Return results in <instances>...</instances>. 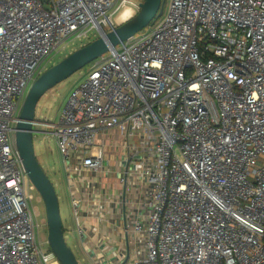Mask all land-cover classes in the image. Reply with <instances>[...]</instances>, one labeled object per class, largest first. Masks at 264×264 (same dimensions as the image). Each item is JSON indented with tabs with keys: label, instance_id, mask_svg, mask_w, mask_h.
I'll list each match as a JSON object with an SVG mask.
<instances>
[{
	"label": "built area",
	"instance_id": "1",
	"mask_svg": "<svg viewBox=\"0 0 264 264\" xmlns=\"http://www.w3.org/2000/svg\"><path fill=\"white\" fill-rule=\"evenodd\" d=\"M142 2L0 0V264H57L14 144L29 86L67 41ZM150 26L86 66L57 125L42 124L74 230L84 241L114 215L98 238L113 252L93 264H264V0H169Z\"/></svg>",
	"mask_w": 264,
	"mask_h": 264
},
{
	"label": "water",
	"instance_id": "2",
	"mask_svg": "<svg viewBox=\"0 0 264 264\" xmlns=\"http://www.w3.org/2000/svg\"><path fill=\"white\" fill-rule=\"evenodd\" d=\"M166 0H143L138 11L129 20L118 24L108 33L100 31L97 39L68 54L55 65L38 75L29 87L13 128L15 149L27 179L40 197L47 229L46 243L58 264H78L64 240L58 197L54 186L41 169L34 153L33 135L40 134L36 127L35 109L40 99L55 86L77 73L91 62L132 38L152 25L163 15Z\"/></svg>",
	"mask_w": 264,
	"mask_h": 264
},
{
	"label": "rangeland",
	"instance_id": "3",
	"mask_svg": "<svg viewBox=\"0 0 264 264\" xmlns=\"http://www.w3.org/2000/svg\"><path fill=\"white\" fill-rule=\"evenodd\" d=\"M168 4L169 0L166 1L163 7V15L155 21V24L163 19L168 8ZM137 11L138 10L134 12L133 16H135ZM152 28V26L144 28L142 31L134 35L135 38L148 35L151 32ZM95 39H97V34L94 30H91L86 38L71 39L67 41L65 47L62 50L53 53L47 58V60L42 66V72L48 69L50 66L58 63L68 54L87 45ZM85 72L86 67L73 74L62 83L55 86L51 91L47 92L40 99L36 106L35 120H37L41 124L43 123V125H57L60 118V114L69 98L71 90L77 87L83 81ZM36 130H39L41 133L33 135V146L35 156L41 169L53 184L55 192L57 194L60 217L62 221V227L64 229L65 243L72 251L78 264H81V254L78 250L77 234L74 231L75 226L72 217V209L69 201L70 198L68 196V186H66L67 178H65L66 175L63 172L61 156L57 151L56 141L54 137L49 134L51 132V128L40 126L36 127ZM25 192L28 197H31L29 202L35 225H37V239L43 251L46 253L48 252V246L46 243L47 229L45 224V212L42 201L38 196L37 192L34 189H31L30 183L25 184ZM68 227H71V229H67ZM72 227L74 228L72 229Z\"/></svg>",
	"mask_w": 264,
	"mask_h": 264
},
{
	"label": "crops",
	"instance_id": "4",
	"mask_svg": "<svg viewBox=\"0 0 264 264\" xmlns=\"http://www.w3.org/2000/svg\"><path fill=\"white\" fill-rule=\"evenodd\" d=\"M43 124V123H42ZM66 178V177H65ZM66 180V179H65ZM68 180V179H67ZM66 180V186H68V182ZM68 196H69V192H68ZM70 201V200H69ZM71 205V204H70ZM72 209V208H71ZM74 222V221H73ZM72 222V224H73ZM91 224H93V221L90 222ZM118 226L119 224L115 221V217L113 214L107 216V220L105 223L100 224V226L98 225L97 227L90 225L92 230L90 232V234L88 236H86V238H84L85 240L82 241L78 238L77 236V242H78V250L81 254V259L80 262L81 264H93L92 260L90 259V257L88 256L89 253H92V255H94L93 250L98 253L99 250L101 251H106L107 249L110 252H113L112 250V240L113 238H110L109 240L107 239V242L104 244H100L98 242V238H101L103 234H106L108 237H112L113 235V225ZM75 226V223H74ZM74 227H72L73 229ZM88 228V227H87ZM67 229H71V227H68ZM75 231V230H74ZM88 245V246H87ZM108 245V248H107ZM100 251V252H101ZM113 253L110 254V256Z\"/></svg>",
	"mask_w": 264,
	"mask_h": 264
},
{
	"label": "trees",
	"instance_id": "5",
	"mask_svg": "<svg viewBox=\"0 0 264 264\" xmlns=\"http://www.w3.org/2000/svg\"><path fill=\"white\" fill-rule=\"evenodd\" d=\"M167 1V0H166ZM166 3V2H165ZM165 5V4H164ZM51 67V66H50ZM63 231H64V229H63ZM49 250V249H48Z\"/></svg>",
	"mask_w": 264,
	"mask_h": 264
}]
</instances>
